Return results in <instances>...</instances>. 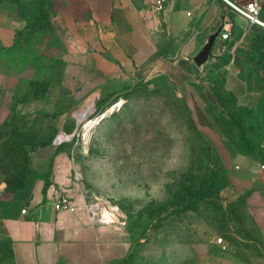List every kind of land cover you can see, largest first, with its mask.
I'll use <instances>...</instances> for the list:
<instances>
[{
  "label": "rangeland",
  "instance_id": "1",
  "mask_svg": "<svg viewBox=\"0 0 264 264\" xmlns=\"http://www.w3.org/2000/svg\"><path fill=\"white\" fill-rule=\"evenodd\" d=\"M54 21L59 26L55 27L59 41L48 37L47 42L46 37L37 47L44 56L54 57L52 68L24 69L25 61L34 55L33 46L0 54V72L4 74L1 91L6 88L0 94V105H5L0 112V198L9 197L27 171L34 169L33 154L38 149L51 145L74 148L70 159L71 180L64 195L72 200L81 198L88 204L100 203L105 208L118 207L134 236L128 264H264V225L258 214L260 205L256 202L258 195H264L263 189L256 176L239 181L229 172L222 144L198 123L204 135L215 142L230 175L218 198H212L224 208L225 215L219 214L218 218L222 217L227 226L217 227L215 220H210L214 224H209L208 219L217 217L218 213L211 208L200 207L204 215L199 216L174 203L175 180L190 165V145L182 133L170 126L169 117L149 116L152 111L147 109L150 106L146 107L147 98L138 96L146 83H149L148 89L158 85L165 90L168 84L164 77L147 78L138 71H120L106 85L101 101L106 96L121 99L102 113L106 118L99 123L95 121L97 124L89 139L84 138L86 122L100 115L95 116V101L72 109V100L64 91L61 90L58 100L53 94L56 89L54 70L66 59L72 38L58 15ZM240 49L243 58L236 60V67L240 69L241 78L249 89L261 93L264 27L256 26L247 34ZM57 50H65V53L56 57ZM229 55L228 51L222 54L224 61ZM216 57L204 68L198 67L192 58L196 68L191 67L183 76L185 85H201L214 102L211 87L215 86L213 80L218 75ZM197 67L200 73L196 72ZM176 93L189 102L187 91L183 92L179 85ZM119 105L118 112L107 117ZM133 116L138 118L136 124L129 121ZM194 119L197 122L195 116ZM72 130L76 132L74 138H71L72 133H64ZM248 135L256 147L264 146L263 130ZM258 190L262 192L259 194ZM219 237L224 238L225 245L216 242ZM0 264H14L1 222Z\"/></svg>",
  "mask_w": 264,
  "mask_h": 264
},
{
  "label": "crops",
  "instance_id": "2",
  "mask_svg": "<svg viewBox=\"0 0 264 264\" xmlns=\"http://www.w3.org/2000/svg\"><path fill=\"white\" fill-rule=\"evenodd\" d=\"M158 1L56 0L58 18L72 36L66 59L54 70L56 100L62 90L71 98L72 109L91 101L96 105L106 85L122 70L138 71L147 78L167 77L187 91L197 123L222 144L229 172L239 181L256 176L264 193V160L239 153L206 112L199 91L183 81L190 68H196L192 58L209 35L223 26L214 56L225 51L231 54L226 87L235 92L240 105L256 106L260 91L248 88L236 60L243 58L240 47L247 34L261 25L250 26L227 0H167L163 8H158ZM231 1L244 5L249 0ZM25 26V20L2 12L0 49L14 45L16 32ZM224 33L229 34L227 39L222 37ZM59 53L65 50H57L56 57ZM196 72L200 73L198 67ZM2 75L0 72V86ZM2 91L0 87V94ZM4 107L1 103L0 112ZM74 151L59 145L38 149L33 167L39 175L28 176L20 189L0 198V222L11 240L14 264H128L134 236L126 221L93 222L88 203L81 198L73 200L74 211L56 207L57 198L70 184ZM256 202L264 225V195H258Z\"/></svg>",
  "mask_w": 264,
  "mask_h": 264
},
{
  "label": "trees",
  "instance_id": "3",
  "mask_svg": "<svg viewBox=\"0 0 264 264\" xmlns=\"http://www.w3.org/2000/svg\"><path fill=\"white\" fill-rule=\"evenodd\" d=\"M4 11H8L16 17L25 20L26 26L16 32L14 45L2 47L0 54L3 52L10 54L24 47L33 46L34 55L31 60L25 61L26 67L24 69L28 67L32 69L34 66H37L40 70L52 68L55 61L54 57L48 58L44 56L37 47L46 37H50L51 41H59L56 36V24L54 21L58 13L56 0H0V14ZM216 59L217 63L215 66L218 69V75L213 80L215 86L211 87L216 102L209 99L201 85L194 84L204 100L205 110L239 153L250 155L263 161L264 146L256 147L250 140L248 133H256L259 130L264 131V87L261 90V97L256 106L240 105L239 98L235 92L226 87L227 69L224 67L230 63L231 54L225 61L222 55L217 56ZM164 78L168 84L165 90L158 85H156L155 89H148L149 83H146L140 89L142 95L138 94V96L147 98L146 107L150 106L147 109L152 111L149 116H156L158 119L169 117L170 126L176 132L182 133L185 136V141L190 145L192 153L190 165L181 174V177L175 180L174 203L186 211L196 212L199 216L204 215L200 207L211 208V210L218 213L217 217L208 219L209 224H214L212 221L215 220L217 227L227 226L222 217L218 218L219 214L225 215L224 208L219 203L212 201V198H218L219 192L230 180L221 152L215 142L206 137L199 129L187 98L177 95L178 85L167 77ZM31 84H33V81H31ZM120 99L121 97L106 96L102 101L101 99L98 100L95 116L110 109ZM124 99H128V97ZM119 109L120 105L110 112L107 117L110 114L115 115ZM145 109L142 110L144 111ZM218 110L221 111L217 113ZM129 121L136 124L138 118L133 116ZM31 175H39V173L32 168L27 171L25 177L18 182L14 192L20 189L26 178ZM205 216L207 217L208 215ZM7 240L9 242V252L11 253V240L8 237Z\"/></svg>",
  "mask_w": 264,
  "mask_h": 264
},
{
  "label": "built area",
  "instance_id": "4",
  "mask_svg": "<svg viewBox=\"0 0 264 264\" xmlns=\"http://www.w3.org/2000/svg\"><path fill=\"white\" fill-rule=\"evenodd\" d=\"M167 0H159L158 8H163ZM227 2L242 15L248 21L250 26L261 25L264 26V20L262 19V8L263 3L261 0H249L244 5H239L234 3L231 0ZM224 39L229 37L228 33L222 35ZM264 167V165L262 166ZM56 207L58 209L67 208L72 211L76 209V205L73 200L68 195H60L56 200ZM88 211L90 213L91 219L95 223H125L123 216L119 213L118 207L113 206L111 208H105L103 204L100 203H91L87 204ZM27 209H23V212H26ZM216 242L219 245H225L224 238L219 237Z\"/></svg>",
  "mask_w": 264,
  "mask_h": 264
},
{
  "label": "water",
  "instance_id": "5",
  "mask_svg": "<svg viewBox=\"0 0 264 264\" xmlns=\"http://www.w3.org/2000/svg\"><path fill=\"white\" fill-rule=\"evenodd\" d=\"M223 30H224V27L220 26L216 31L211 33L209 37L207 38V40L204 42L199 52L193 57V61L198 67L204 68L206 64L212 59V57L214 56V50L217 45L218 39L221 33L223 32ZM185 63L186 61H182V65H185ZM103 119L104 117L102 116L99 122ZM75 135H76V132L72 133L71 138H74Z\"/></svg>",
  "mask_w": 264,
  "mask_h": 264
},
{
  "label": "bare ground",
  "instance_id": "6",
  "mask_svg": "<svg viewBox=\"0 0 264 264\" xmlns=\"http://www.w3.org/2000/svg\"><path fill=\"white\" fill-rule=\"evenodd\" d=\"M79 115L83 117V114H82V113H80ZM102 116H103V117H106V116H104V114H100L99 118H101ZM99 118H94V119H92V120H88V121L86 122V124H85V126H84V130H83V132H84V133H83V136H84L85 139H89L92 129H93L94 126L97 124V123H96L97 120H98V122H99V120H100ZM95 121H96V122H95ZM110 208H111V207H110Z\"/></svg>",
  "mask_w": 264,
  "mask_h": 264
}]
</instances>
